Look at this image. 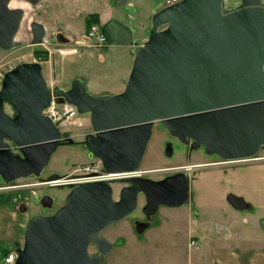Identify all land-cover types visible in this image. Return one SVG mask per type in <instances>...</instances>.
I'll return each mask as SVG.
<instances>
[{
    "label": "water",
    "instance_id": "water-1",
    "mask_svg": "<svg viewBox=\"0 0 264 264\" xmlns=\"http://www.w3.org/2000/svg\"><path fill=\"white\" fill-rule=\"evenodd\" d=\"M35 5L39 0H25ZM131 0H114L126 7ZM0 0V48L19 46L17 35L24 10ZM32 45L46 37L45 26L30 24ZM103 49L113 44L133 46L134 60L123 91L92 94L81 76L68 88L49 87L39 62H21L7 71L0 89V178L4 184L40 178L52 154L76 140L62 132L44 113L52 98L89 114L93 131L81 141L90 159L102 163L105 174L126 177L71 183L64 203L50 214L28 220L24 240L16 247L14 264H103L113 243L101 236L111 225L132 215L144 195L143 212L151 218L160 206L178 207L191 199L190 180L183 173L160 180L138 175L152 136L160 122L191 151L227 161L247 160L264 148V1L179 0L152 17L148 39L139 44L133 29L118 19L101 26ZM60 44L70 43L62 32ZM9 103L14 116L5 110ZM10 142L19 150L15 152ZM172 142L165 155L172 157ZM99 173H91L96 176ZM80 175L52 173L43 183ZM114 185H121L115 198ZM227 201L237 210L249 203L234 193ZM53 209L54 197L40 199ZM25 204L20 206L26 212ZM151 225L136 224L142 233ZM91 247L98 252L92 253Z\"/></svg>",
    "mask_w": 264,
    "mask_h": 264
},
{
    "label": "rangeland",
    "instance_id": "rangeland-1",
    "mask_svg": "<svg viewBox=\"0 0 264 264\" xmlns=\"http://www.w3.org/2000/svg\"><path fill=\"white\" fill-rule=\"evenodd\" d=\"M69 1L74 7H87V4L92 0ZM113 1H111L112 5ZM176 1L179 0H132L130 2L132 5L128 7H130V14L134 18L132 23L135 26H141V28L137 27L139 44L145 42L149 37L152 26V14ZM239 3L240 0H225L226 6H236ZM10 4L12 8H22L25 14L17 35L19 46L11 50L0 48V89L3 76L7 71L21 62L34 61L42 65L47 85L52 88L55 86L68 88L72 79L78 74L82 75L85 80H90L91 77L97 80L96 86L87 87V90L92 94L94 92L115 94L125 86L132 67L131 64L133 63L128 57V53L124 52L127 49L126 47L118 46L117 44H113L109 50H104L103 47H96L86 37V33L89 30H84L85 35H82L80 43H77V39L75 42L71 39L68 44H59L57 41L50 43V34L54 33L50 32V21L45 20L43 17L46 14L43 8L50 5V0H39L35 5L25 0H11ZM80 17L71 19V21L75 25L82 26L83 16L81 15ZM33 21L40 23L45 21L48 24L44 42L38 46H34L31 43L30 24ZM24 35L27 36L24 37ZM91 38L96 40L94 36ZM66 50L71 51L67 53ZM36 51H47L48 54L45 56L47 58L36 56ZM5 110L8 114L14 116L15 110L11 104L6 103ZM79 116L83 124L81 126L72 125L66 129L76 141L84 140L85 135L93 131L90 115L79 114ZM168 142L173 144L174 153L172 158L165 155V147ZM10 145L15 152H19L12 142H10ZM221 160L218 156L208 155L203 151L193 152L190 158L187 157L184 145L176 141L160 122H155L152 136L140 167V175L160 180L169 175L180 172L185 173L190 180V192L192 194L188 203L200 202L206 207L213 205L212 203H222L223 196L226 197L229 193L235 192L231 190L238 191L237 189L241 188L242 191H245L244 182L249 187L244 196L251 200V197H253L251 192L254 191L251 182L257 175L251 172L249 167L255 165L252 162L264 161V148L252 160L247 159L240 162L233 161L220 164ZM99 162L98 159H90L87 151L79 144L61 145L52 154L40 178L32 176L26 179H19L13 183L41 182L40 179L52 173L73 175L81 173L82 169L89 165L96 166ZM54 182L59 181L56 180ZM5 185L0 178V192H15L18 190L4 189ZM232 185L235 186V189H229ZM121 187V185H114L116 199L119 198ZM69 190L70 188L64 187L62 183H39L38 185L22 189V197L25 199L22 201L25 203L29 202L27 205L28 210L24 213H26V216H32L35 213L50 214L64 203ZM45 194H49L55 199L52 210L44 208L40 203L41 197ZM145 203L144 196H140L138 209L134 214L102 231L101 236L106 238L109 233L110 239H106L113 243V249L106 256L103 264H160L164 248L172 251L174 256H180L179 250L180 252L183 249L187 250L190 224L186 217L190 212L188 210L190 206L187 208L184 206H160L151 217L153 226L142 233H138L134 228V221L135 219L143 218L142 207ZM188 203L184 205H188ZM23 240L19 246L23 244ZM4 246L11 249L15 248L12 245ZM90 251L95 253L97 251L96 247H91Z\"/></svg>",
    "mask_w": 264,
    "mask_h": 264
},
{
    "label": "crops",
    "instance_id": "crops-1",
    "mask_svg": "<svg viewBox=\"0 0 264 264\" xmlns=\"http://www.w3.org/2000/svg\"><path fill=\"white\" fill-rule=\"evenodd\" d=\"M111 1L92 0L87 4V7H74L69 0H50V5L43 8L46 12L43 17L50 21V32L56 35L62 32L74 42L77 39V43H80L82 35H85V19L88 15H98L102 24L110 19H118L133 29L134 39L138 43L137 27L141 28V26H135L132 23L134 18L130 14V7H128L132 5L130 3L132 0L124 8L117 7L114 1L112 5ZM81 15L83 16V25H75L71 19ZM41 22L48 29V24L45 21ZM118 46L127 48L124 52L128 53V57L133 62L134 47ZM111 47L112 45L107 50ZM66 51L68 53L71 50ZM77 76L83 77L80 74ZM86 82L87 87L97 85V80L94 77ZM124 88L125 86L119 92ZM94 94H101V92H94ZM252 164L255 165L249 167L251 169L249 170L257 177L251 182L254 187V191H250L253 195L251 200L244 196L249 188L246 182L243 183L246 186L245 191H242L241 188H238V191L231 190L242 196L249 203L250 208L248 210L235 209L227 201V196H223L222 203H212L213 205L207 207L200 202L182 205L185 208L190 206L188 208L190 212L186 217L190 224L187 250L183 249L181 252L179 250L180 256H174L172 251L164 248L160 264H264V161L252 162ZM229 189H235V186L232 185ZM16 191L0 192V247L2 245L18 247L24 239L25 226L31 218L30 215H27V219L26 213L20 211V206L26 203L22 201L25 199L22 197L21 189ZM152 226L153 222L151 221L148 228ZM109 237L108 233L106 238L110 239Z\"/></svg>",
    "mask_w": 264,
    "mask_h": 264
},
{
    "label": "built area",
    "instance_id": "built-area-1",
    "mask_svg": "<svg viewBox=\"0 0 264 264\" xmlns=\"http://www.w3.org/2000/svg\"><path fill=\"white\" fill-rule=\"evenodd\" d=\"M96 37V40H92L91 37ZM86 37L90 39L96 47L102 48L104 46L105 38L101 33V27L98 25H93L91 29L86 33ZM69 38V37H68ZM70 39V38H69ZM56 40V34H50V43ZM71 41V39H70ZM58 43V42H57ZM60 44V43H59ZM44 113L48 116V118L56 125V127L64 134L66 129H68L72 125H82L83 122L79 116V113L75 106L72 104H69L67 102H58L56 98H52L51 102L48 104V106L45 108ZM254 158V157H253ZM256 159V158H255ZM249 160H252L249 159ZM100 161V160H99ZM242 160H236L234 162H240ZM233 161H227L222 159L219 163L220 164H226ZM102 169V163L99 162L98 165L92 166L89 165L82 169L81 173H77L76 175H80L79 178L76 179H67V178H61L54 182L50 181L48 184H64V183H77L85 180H93V179H112V178H119V177H126L129 175H132L131 173H122V174H105L101 172ZM91 173H99L96 176H89ZM138 175L140 174L137 173ZM65 181V182H64ZM42 182H36V183H10L5 185L3 187L4 189H24L28 188L30 186L38 185ZM27 204L29 202H26ZM194 244V242H192ZM17 251L16 247L11 249L10 252L7 254V256L4 258V264H14L15 260L17 258Z\"/></svg>",
    "mask_w": 264,
    "mask_h": 264
},
{
    "label": "flooded vegetation",
    "instance_id": "flooded-vegetation-1",
    "mask_svg": "<svg viewBox=\"0 0 264 264\" xmlns=\"http://www.w3.org/2000/svg\"><path fill=\"white\" fill-rule=\"evenodd\" d=\"M11 5V4H10ZM151 21H152V19H151ZM45 39V38H44ZM43 42H44V40H43ZM16 114V112L14 113V115ZM68 132H65L63 135H67V136H70L69 135V133L67 134ZM175 140L176 141H178L179 143H181V144H183L184 145V147H185V151H186V153H187V157H191V155H192V153L193 152H196V151H203L204 152V150L203 149H199V150H193V151H191L190 149H189V146L188 145H186V144H184V143H182L179 139H177V138H175ZM77 144H79L80 146H82L83 147V145H82V143H81V141H76L74 144H72V145H77ZM62 145H69V144H62ZM86 150V149H85ZM87 151V150H86ZM87 154H88V151H87ZM172 158V157H171ZM73 175H76V174H73ZM140 176H142V175H140ZM48 177V176H47ZM47 177H44L43 179H45V178H47ZM143 177V176H142ZM146 178V177H145ZM65 182V181H64ZM41 184H45V183H41ZM48 184V183H47ZM64 185V187H68V188H70V185H71V183H64L63 184ZM190 190H191V188H190ZM190 194H191V192H190ZM192 195V194H191ZM140 196H144V195H140ZM139 196V197H140ZM145 198V197H144ZM54 201H55V199H54ZM146 201V200H145ZM29 204V203H28ZM28 204H25V205H28ZM146 204V203H145ZM138 205H139V202H138ZM145 206V205H144ZM144 206L142 207V214H143V218L142 219H135V221H134V228H135V226H136V224L139 226V224H146L148 221H149V219H150V222H151V220H152V218H149V216L148 215H146L144 212H143V208H144ZM137 209H138V207H137ZM136 209V210H137ZM136 212V211H135ZM134 212V213H135ZM133 213V214H134ZM151 217H152V215H151ZM108 228V227H107ZM106 228V229H107ZM105 230V229H104ZM103 230V231H104ZM102 233V232H101ZM96 250H97V248H96ZM96 252H98V250L96 251ZM95 252V253H96Z\"/></svg>",
    "mask_w": 264,
    "mask_h": 264
},
{
    "label": "trees",
    "instance_id": "trees-1",
    "mask_svg": "<svg viewBox=\"0 0 264 264\" xmlns=\"http://www.w3.org/2000/svg\"><path fill=\"white\" fill-rule=\"evenodd\" d=\"M85 24H86V30H90L93 25H98L100 27L103 25L100 17L96 14L88 15L85 19ZM35 54L36 56L45 57L47 56L48 52L47 51H36ZM10 250H11L10 247H5V246L3 247V245L0 247V264H4V258L10 252Z\"/></svg>",
    "mask_w": 264,
    "mask_h": 264
}]
</instances>
